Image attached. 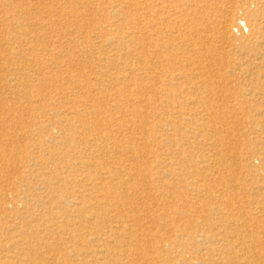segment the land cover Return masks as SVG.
<instances>
[{
	"label": "bare ground",
	"instance_id": "obj_1",
	"mask_svg": "<svg viewBox=\"0 0 264 264\" xmlns=\"http://www.w3.org/2000/svg\"><path fill=\"white\" fill-rule=\"evenodd\" d=\"M150 1L156 5L143 0L137 6L144 14L139 27L127 28L117 19L102 24L94 33L93 39H102V43L116 51L112 56L99 54L98 68L91 73L93 82L90 75L83 73L73 78L75 69L66 73L73 85L71 95L59 92L55 97L45 98L48 92L37 90L38 98L46 103L40 114L61 118L64 124L50 119L30 126L11 123L24 111L18 104L24 102L29 107L32 104L31 96L20 90L22 76L33 72L36 79H43L44 74L56 78L63 62L60 59L64 57L69 62L67 67H74L75 53L68 52L73 51L71 47L81 45L73 37L75 32L59 33L53 44L47 43L52 48L51 44L56 43L59 53L44 50L45 59H37L31 47L28 50L35 60L25 57L26 49L10 53L9 60L0 57V63L5 60L10 64L6 69L0 66V73L7 75H0L1 87L6 89L4 93L0 90L5 106L0 109V264H264V235L260 237L264 229V203L247 210L244 206L239 209L240 203L236 202L239 203L236 209L233 201L239 197L220 176L224 171L230 172L231 181L236 184L239 179L230 166L241 174L257 176L247 187L256 188L264 196V0ZM236 2H240L243 16L235 22ZM122 4V0L107 4L114 18L125 16ZM18 26L21 25L15 23L14 27ZM232 27L236 29L234 34ZM134 40L141 49L138 55H133L127 45H133ZM84 41V44L93 42L91 37ZM147 46L152 50H147ZM130 58H134V64H128L130 61L126 59ZM12 59H16L13 66ZM230 77L235 80L229 81ZM238 84L242 88L234 87ZM227 85L232 86L230 90H241L239 94L244 100L257 98L263 107L257 113L262 120H250L251 124H247L258 132V139L243 137L255 149L243 155L224 141L226 137L232 141L233 133L224 128L223 136L218 127L224 120L222 113L219 116V110L209 100L218 91L224 92ZM157 90H189L196 107L183 114L180 106L171 105L175 111L170 114L178 119V127L169 126L172 132L180 134L181 141L162 139L159 144L162 155L154 149L157 138L153 127L141 121L138 126L135 123L136 119H143L142 109H149ZM168 95L169 102L173 96ZM150 112L152 117L159 116L156 108ZM27 128L30 130H23ZM42 131L46 136L40 135ZM30 139L37 146L36 155L27 146L18 148ZM71 142L80 146L72 147ZM189 144L207 151L204 155L198 153L197 164L188 163L187 153L192 149ZM58 146L65 147L68 153L62 166L56 163V182L52 184L46 179L36 184L29 182V177H34V168L46 162L39 154L41 149L47 148L45 155L49 158L57 153ZM22 148L23 160L17 157ZM143 155H148L155 167L163 170L150 168L144 178L140 177L133 165L139 159L144 160ZM176 157L182 160L177 164L185 174L178 191L194 192V197L180 205L173 201L161 203L159 198L163 194L158 200L139 187L145 186L144 180L148 179L152 187L170 176L167 161ZM13 158L15 165L11 162ZM253 158H257V166ZM2 173L7 174L6 180ZM242 181L245 185L246 180ZM220 186L223 193L217 190ZM169 197L175 199L172 192ZM19 199H23L24 212L18 208ZM190 209L200 224L192 219ZM170 214L175 218L173 224L165 220ZM216 221L221 222L223 230L219 235L211 233L210 223Z\"/></svg>",
	"mask_w": 264,
	"mask_h": 264
},
{
	"label": "rangeland",
	"instance_id": "obj_2",
	"mask_svg": "<svg viewBox=\"0 0 264 264\" xmlns=\"http://www.w3.org/2000/svg\"><path fill=\"white\" fill-rule=\"evenodd\" d=\"M77 1L78 0H72V2L70 3L69 0H67V2H65L63 0H0V57L2 59H8L7 56L10 53H13L19 49L20 50L26 49V50H24L25 57H27L31 60H35L36 57H37V59L47 58V56L45 55V51H50L52 49L55 50V51H53L54 53L56 51H58L57 53H59V50H58L59 48H56L57 44L54 43V45H52L53 44L52 42H54V40H53L54 37L56 35H58L59 33H65L67 35V34H72V32H75L73 37H76L78 39V42L79 41L81 42V43H79V44H81L80 46L79 45L76 46L77 49L75 47H71V48H73V51L68 52V54L75 53V54H73V58H72L74 60L75 65H76V66L74 65L75 68L74 67L68 68L67 64L69 62H67V59L64 57V58L60 59V61H63V62L61 63L62 66L60 65V67H61L60 73L57 74L56 78H52V76L49 74H44L43 79H40V78L36 79L37 75L33 74V72L29 73L27 76H22V83H21L20 90L27 92L28 96H31L32 104L30 105V107L28 106L27 103L25 104L24 102L17 105V106H19L18 108L20 110L24 109V111L22 113H19L17 116H15V118L13 119V123H11L12 126L13 125L14 126H18V125L20 126V124L23 126H25V125L30 126L31 123L35 124V123L42 122V121L45 122L48 119H50L51 121H55V122L60 121L59 122L60 124H64V120L61 118L55 119L54 117L52 118V115L51 116H42V114H40L43 106H45L46 103L38 98L39 93H37V90H41V91L44 90L43 94H46V92H48V94H46L45 98H47L48 96L55 97V95L59 92H64V93H67L68 95H71L73 85L70 82H68V80H67L68 75L66 73L69 70L72 71L75 69L76 70L73 72V78H75L76 74L83 73L87 76L90 75L89 76V77H91L90 80H91V82H93V75H91V73L93 70L97 69L98 65H99L96 63V59L101 54L112 56V54H115V51H116L115 49H112V47L110 48L108 45H106V43H102V41H103L102 39H98V40L93 39L94 33L97 32L98 28L102 24L107 25V24H110L113 20L116 21L117 19L122 21L123 24L127 28H130V27L137 28V27H139L138 24L140 23L141 18L144 17V14L141 13L142 10L140 11V9L138 8V7H140V4H142L143 0H135V1L134 0H124V1L122 0V3H123L122 7L124 8V11L126 14L123 17L121 15H120L121 17L119 15H117L116 18H114V14L112 12H109V10L107 9V4L113 0H80L79 1L80 4H76ZM129 1L131 2V4ZM150 2H151L150 0H147V3L149 5H156V2H153V3L152 2L150 3ZM55 3H58L59 5H56ZM239 3L240 2H236L235 6H234V7H236L235 8L236 10L234 11V15H235L234 21L235 22L243 16V14L240 12V8H239L240 4ZM125 7H127V10H125L126 9ZM128 8L130 9L129 12H128ZM22 12H25V13H22ZM135 12H137L138 14ZM235 12H236V14H235ZM241 14H242V16H240ZM10 15H12L13 18H10L11 17ZM39 22L42 23V25H40ZM15 23H19L21 26L14 27ZM235 30L236 29L234 27H232L231 32L234 34ZM23 34H26V35L23 36ZM35 36H38V38L35 39L34 38ZM88 37H91L93 42H88L87 44H84V42H85L84 40H86V38H88ZM151 39H153V38H151ZM94 40L95 41L97 40L98 42L97 41L94 42ZM50 42L52 43L51 46H53V48L46 45L47 43L50 44ZM138 43L139 42L137 40L136 41L134 40L133 45L127 44L128 48L130 50H133V55H135L136 53L138 55L139 52H141V49H139L140 46ZM82 46L84 47L83 50H82ZM133 46L136 47V51H135ZM29 47H31L34 50V52H35L34 55L36 57H32L30 55L31 53L28 50ZM88 47H90V48L88 49ZM151 48H152L151 46H149V47L147 46V50H152ZM84 49L86 50V52H84L85 51ZM78 51H80V52H78ZM74 55H76V57ZM78 57H79V59H78ZM134 57H136V56H134ZM133 59L132 58L126 59V61L127 60L130 61V62L127 61L128 64L129 63L134 64ZM15 60L16 59H12V61H13V62L11 61L12 66L16 64ZM132 60H133V62L131 63ZM126 61H125V63H126ZM9 65L10 64H8V62H5V60H2L0 63V66L3 67L4 69H6ZM226 74L229 75L230 73L228 72ZM0 75H2L3 77L7 76L5 72L0 73ZM233 79L234 78L230 77L229 81H233ZM1 84H2V81L0 82V90H3L2 92L4 93V92H6V91H4L6 89H3L1 87ZM227 86L228 87L224 89V92H223V90L218 91L219 93L217 92V94H216L217 96L220 97L222 95L220 98H218L217 96H213L212 98H209V100L212 103L213 107L215 109L219 110L218 111L219 116H221V113H222L221 117H222V119L225 120V121L222 120L221 122L218 123L219 129H221L220 131L224 134V135L223 134L222 135L225 136V134H226V132L224 130V128H225L226 131L233 133V135H232V137H234L233 140L236 139V140H234L235 142H232L233 140L232 141L227 140L228 138L226 137V139L224 141H226V143L228 142V144H231L232 146H235L236 152H238L239 155H241V154L243 155L244 153H247L249 151V149H255L254 148L255 146H253L252 143L249 144V143L244 142L243 137L247 135L246 138L248 137L252 141L258 139V137H259L258 132L254 131L250 127V125H247V124H251L250 120L251 121L257 120L258 122L262 120V116H258L257 113H259L260 110L263 109V107L259 105L260 101L257 98L253 97V98L244 100V98L242 99L240 97V94H239V93H241V90H230L232 86L231 85H227ZM234 87H236V88L241 87L242 88V85L238 84L237 86L235 85ZM156 94L154 96H152V99L150 102L151 105H150L149 109L146 106L143 107V108L146 107L145 109H142L143 110V119L138 120L135 118L136 119L135 123L138 126V125H140L139 121H141V123L144 122V124L147 123V125H150L153 127L154 135L157 138V143H155L156 145H154L155 146L154 149L157 151V153H161L160 155H162L163 149L159 145L160 143L162 144V142H160L162 139H165V142L168 141L167 139L174 140V141H181L180 134L178 132H172L171 131V129H173L172 126H169V125H173V127H174L177 125L176 127H178V124H176L178 122L177 121L178 119L172 118V116L170 114L171 112L175 111V110H172V108H173L172 106L173 105H177L178 107L180 106L181 107V108L179 107L181 109L180 112H182L183 114L188 113V112H192L193 109L196 110V107L192 103V101L190 100V98L192 97V93H191V91L189 92V90H184V91L183 90H176V91L175 90H157ZM166 95H168V96L172 95L173 96L172 99L169 100V102L166 99L167 98ZM10 97H12V99H13L15 96L12 95ZM71 98H72V96H71ZM219 99H221L222 101H219ZM253 99H254V101H253ZM158 100H159V102H158ZM176 100H178L179 102ZM183 100H185V101H183ZM211 100L214 102H212ZM165 101H167V102H165ZM163 102H165V103H163ZM255 103H256V105H255ZM190 104L191 105L193 104L192 107ZM67 106H70V105H67ZM4 107L5 106L3 105L2 98L0 96V109H2ZM216 107H218V108H216ZM247 107H249V108H247ZM153 108H156V112L159 113V116L156 118L151 116L150 110H152ZM246 108H247V110H246ZM169 109H170V111H169ZM233 109H234V112H233ZM148 110H149V112H148ZM243 110H245V111H243ZM144 111H146V112H144ZM234 117H235V119H234ZM227 119H228V121H227ZM221 123L225 124L226 126L225 125H224L225 127L222 126L223 124H221ZM227 124H229V125H227ZM23 130L28 131L30 129L27 128V129H23ZM40 135L46 136V132L42 131L40 133ZM165 142H163V143H165ZM189 145L192 147V149H189V151L187 153V157L189 160L188 163H189V165L190 164L193 165L194 163L197 164L200 161V158H199L200 154H198V153H203V155H204V153H206L207 151L204 152V151L199 150V149H194L193 148L194 145H191V144H189ZM24 146H27L28 150L32 153H35V155L38 153V151L36 150L37 146L35 145V141H33V139L26 141L25 143H23L18 148H21ZM71 146L76 147V146H80V145L79 144L75 145L74 143L71 142ZM18 148H16V149H18ZM14 149H15V147H14ZM158 149H160L161 152ZM204 150H206V148H204ZM24 151H25L24 148H22V150L19 151L21 153V155L17 152L18 153V156H17L18 159L20 157V159L23 160L24 155H25L23 153ZM47 151H48L47 148H45V150L41 149V151L39 153V154H41V157L43 155L42 158L44 160H46V162L41 164V165H37L34 168V172H33L34 177H31V178L29 177V179H30L29 182H31L32 184H36V183L40 182L42 179H46L49 182H52V184H54L56 182L55 179L57 177L56 171H55L56 163L60 164L59 166H62L63 164H61V162L64 159V156L68 153L67 149L65 147L58 146L57 147V153L48 158L47 155H45V153H48ZM229 155H232V154H229ZM232 156H234V154ZM143 157L144 158L146 157L147 159L145 158L146 160L144 159L142 161H141V159H139L138 163L136 162L137 165H136V163H135V165H133L134 172H138L140 174V177L144 178V176L147 175L150 168H156V170H159V171L163 170L162 168L158 169L157 167H155L156 164L153 162V159H151V158L148 159L149 158L148 155H145V156L143 155ZM167 157L169 159V155ZM172 159L167 161V164L169 165L168 172H170L171 175L170 176L168 175L167 177H165L164 180H162L164 182L159 181V182L154 183L153 184L154 186L149 187V185H148L149 182L147 179V180H144L145 186H140L139 188L146 189V193L150 192V194L152 196H155L157 199L159 198V196H161V194H163L164 197L159 198L161 203H167V201H173V203L175 202V203H177V205H180L186 199L190 201L189 198L193 196L194 192H191V191L179 192L178 191V188H180L181 185H183V183H184L185 174L182 173L181 166H179V164H181L182 160L181 159L177 160V157L172 158ZM53 160H54V162H53ZM144 161H146L147 163ZM11 162H13L14 165L17 163L16 159H14V158L11 159ZM178 162H179V164H177ZM252 162L254 163V165H256V164L258 165L257 158H255V160L253 158ZM189 165H188V168L191 167ZM231 167L232 166H230L229 168L234 171V172L231 171V173L233 172L234 173L233 175L235 177H237V179H239L236 184L232 183L231 176L229 175L230 172L224 171L223 173H225V174L220 173V176L221 177L223 176L222 178H224V181L228 183L227 187L231 188L232 192H235L239 197L238 199L236 198L238 201L237 200L233 201V204L235 205L234 207L236 209H238V208L240 209V207L244 206L245 209H246V207H248L247 210H249V208H250V210H252L253 206L255 207L257 205H260V203H261V205H263L264 202H262V201L264 200L263 199L264 196L262 195V193L260 191H258L256 188L253 190L252 189L249 190L250 187L249 188L247 187L248 186L247 183L252 182L251 180L257 179V176H254V175L251 176L247 172H244L241 174L234 167H232V168ZM215 168L216 167H214L213 170ZM235 171H237V174H235L236 173ZM209 173H211V172H209ZM1 175L3 176V180H6V178L8 177L7 174H5V173H2ZM243 179L246 180V183H245L246 186L242 185ZM161 186H162V189H161ZM220 187H218L217 190L220 193H223L224 188L221 187L222 188L221 189ZM227 190H225V191H227ZM228 191L230 192V189ZM251 191H252V193H251ZM257 191H258L259 196L256 195ZM57 192H58V190H57ZM171 192L173 194V199L175 198L174 200H172V198L169 197V193H171ZM259 192L261 194H259ZM54 195H55V192H54ZM243 197H244V199H243ZM30 200H32V201H30V202H32L31 204L34 205L35 203H34L33 199H31V197H30ZM254 201H256V202H254ZM236 202H239L240 205H239V203L235 204ZM237 205H239V207ZM24 206L25 205L23 204V199L22 200L19 199L18 208L21 209V211H23V210L25 211ZM192 210L193 209H190L189 214L191 213L190 216L192 217V219L194 221L195 220L197 221L196 213H194ZM165 220H167L169 223L173 224L175 222L174 215L170 214ZM197 222L200 224V220H198ZM217 223H218V221L210 223V224H212L211 233L215 234L216 232H218L217 234L219 235V234H221V232H223V230L220 229L221 222L219 221V224H217ZM263 224H264V222H263ZM263 224H262V226L264 227ZM215 229L217 231H215ZM251 230H253L252 227H251ZM262 235H264V229H262L260 231V237H262ZM152 238L153 237H151V241L152 240L154 241V239H152ZM49 242L54 243L53 240H50ZM152 246H154V244H152ZM236 248H234V250ZM236 251H238V249H236Z\"/></svg>",
	"mask_w": 264,
	"mask_h": 264
}]
</instances>
